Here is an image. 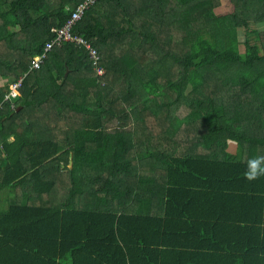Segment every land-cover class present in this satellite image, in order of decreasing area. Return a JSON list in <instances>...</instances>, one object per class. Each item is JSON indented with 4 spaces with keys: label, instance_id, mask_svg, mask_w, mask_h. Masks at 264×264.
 Here are the masks:
<instances>
[{
    "label": "trees",
    "instance_id": "trees-1",
    "mask_svg": "<svg viewBox=\"0 0 264 264\" xmlns=\"http://www.w3.org/2000/svg\"><path fill=\"white\" fill-rule=\"evenodd\" d=\"M82 1L0 0V78L6 81L0 84V192L8 201L0 209V249L7 262L48 264L61 257L79 264L82 257H99L102 264H212L214 258L217 264H264V177L244 179L248 160L264 156V83L254 85L264 77V30L257 26L264 24V0H224L227 12L215 0H95L70 31L90 43L97 58L83 43L67 40L33 67L56 34L52 28L63 26ZM238 29L244 31L242 51ZM20 75L11 106L4 96ZM238 75L249 99L221 96L219 88H231ZM187 94L188 117L201 121L196 137L175 148L154 147L144 134L166 131L169 141L177 135L180 121L170 112ZM49 106L56 119L46 116ZM123 106L142 126V139L106 131ZM62 120H77L79 127H63ZM37 122L43 126H33ZM64 132L72 138L65 140ZM70 153L71 175L80 165L105 163L96 157L108 153L105 179L78 176L92 181L88 197L98 195L95 182L101 181L103 203L70 207L64 190L52 202L54 169L66 165ZM150 155L146 182L162 185L150 196L163 198L164 214L144 208L147 194L139 187V206L124 205L128 172L114 174L122 161L134 163L136 184H145L140 170ZM19 185L23 195L14 197ZM18 199L29 203H14ZM250 207L252 218L244 219ZM210 234L209 242L204 237Z\"/></svg>",
    "mask_w": 264,
    "mask_h": 264
},
{
    "label": "crops",
    "instance_id": "crops-1",
    "mask_svg": "<svg viewBox=\"0 0 264 264\" xmlns=\"http://www.w3.org/2000/svg\"><path fill=\"white\" fill-rule=\"evenodd\" d=\"M57 120L51 121L52 123H50L48 126H52ZM35 121L34 119H32L31 123L33 124ZM25 123V121H24ZM58 124H61V126L63 127H79V121H71V120H62L59 121ZM114 124V125H113ZM113 124H111L110 122L107 123L105 125V129L106 131H111V132H118L124 135L125 139H128L130 137L136 138V139H142V135L143 133L140 132L142 126H137L135 125V122H128L126 124L122 123L121 127L118 125L119 122H114ZM35 127L37 126H43V124L41 123H36L35 125H33ZM60 127V126H59ZM120 127V128H119ZM119 128V129H118ZM81 133V131H80ZM58 134V132L56 133ZM145 138L151 139L153 140L151 134L149 133H145ZM64 138L65 140H70L72 138V136L66 132H64ZM65 147L68 148V144H65ZM228 150L231 153H235L236 152V147L235 149H231L229 146H227ZM244 154H241V157L244 158ZM84 156V155H83ZM129 156V155H128ZM68 160L66 161V165L63 164L62 162L59 164V166H55L58 168V171L56 169H54V174H53V178H54V187L56 188L54 190V192L52 193V197L55 198L56 201H52L53 203L58 202L57 201V197L60 195V192L62 190L65 191V202H68L69 204L67 206H72L74 208H79V207H91L94 204H101L104 201V194H105V186L103 187V185L101 184V181H97L96 183V191H97V196L96 197H88L85 195L86 190H90V188L92 187V181H94V178L96 176L102 177L105 179L106 177V172L108 171L109 166H112V163L109 162V158H108V153H102L99 154V156L97 155V159L99 160L102 159L105 161L104 162H96V164L94 163H90V164H86V165H80V167L77 169V171H75L72 175L69 172V168L72 169L73 167V162H72V154L70 153V155L67 157ZM85 158V157H84ZM123 158H126L125 155L123 156ZM130 158H128L129 160ZM133 162L136 161L135 159H132ZM153 160L154 158L152 157V155H150V157H147L144 159L143 161V168H141L140 173L142 174L141 176H144L145 182H146V178L150 177L152 178V167H153ZM83 164V163H81ZM132 168V170H131ZM84 169H91L92 173H88L83 171ZM126 171L128 172V179H127V186H128V192L125 195V204L127 205L129 208H137L139 206V201L137 200L138 197H136V193L138 190V187L141 189H143L145 191V201H144V208L145 209H151L153 211H155V213L157 214H164V200L163 198L158 195L155 196H150V192H153L155 190V188H160L161 187V191H162V185L160 184V186L153 185V184H148V182H146L145 184L142 185H137L136 184V175L134 172V163L133 164H129L126 161H122V164L120 165V169L117 172H114L116 177H123L126 176ZM133 173V174H132ZM132 174V175H131ZM85 175H89L90 180L93 178L92 181H90L91 183H88L85 181L84 178H78V176H85ZM60 177V178H59ZM165 180L164 178H161V182ZM96 181V180H95ZM101 186V188H100ZM114 187V186H113ZM23 190L24 187L22 185L17 186L16 189H13V196L14 197H21L23 195ZM56 191V194H55ZM156 191V190H155ZM160 191V192H161ZM72 192V196L70 195ZM103 193V194H102ZM149 193V196H148ZM87 194V193H86ZM7 196V192L6 191H1L0 192V209L7 207L8 205V201H5V197ZM117 200H114V202L116 203ZM21 202H27L29 203V201H24L21 199L16 200L14 203H21ZM30 202H34V201H30ZM36 202V201H35ZM232 201L229 200V203H231ZM226 203H224L223 205H225ZM115 206V204H114ZM192 209L193 212L196 213V204L192 205ZM246 211L243 212L242 216L244 219L246 218H252V212H253V207H250L248 209H245ZM237 230L233 232V234H236ZM215 234V233H214ZM214 234H210V236L204 237V239L206 240H211V238L214 236ZM228 236L226 235H220L219 239H226V241H230V239L227 238ZM215 238V236H214ZM241 238V237H239ZM203 239V240H204ZM186 240V239H185ZM232 240V239H231ZM245 241V240H243ZM210 242V241H209ZM196 243L200 244L199 242L196 241ZM198 247V246H197ZM243 247V243L241 242L240 248ZM178 249V248H176ZM198 251H203V250H199ZM242 251V250H241ZM12 253L15 252V254L17 255V249H13V251H11ZM51 254H54V252H50ZM4 249L1 250L0 249V258L3 260V262L1 264H12L11 262H7V257L6 254H4ZM156 253H152V256H155ZM214 263L212 264H217L216 259L214 258ZM53 262H50L48 264H74L70 261V258H64L62 260V258H58L55 257L52 259ZM7 262V263H6ZM34 264H44L41 263L39 260L35 261ZM79 264H102V259H100L99 257L97 258V260H93V257L88 260L86 257H82L81 261ZM107 264V263H106ZM117 264H124L123 261H119ZM198 264V263H196Z\"/></svg>",
    "mask_w": 264,
    "mask_h": 264
},
{
    "label": "rangeland",
    "instance_id": "rangeland-1",
    "mask_svg": "<svg viewBox=\"0 0 264 264\" xmlns=\"http://www.w3.org/2000/svg\"><path fill=\"white\" fill-rule=\"evenodd\" d=\"M53 3H56V0H53ZM215 4H217V6H221L224 12H227L228 10V6L229 4L224 1V0H215ZM258 28L260 30H264V24L261 22L257 24ZM236 37L238 39V46L239 49L242 51L243 50V40H244V31L241 29H238L236 32ZM182 44V43H181ZM183 47V45H181ZM116 50H120L119 47ZM122 51V49H121ZM127 64L131 65L132 64V60L127 57ZM252 78V76L250 75H246V78ZM238 78H241V75H238L237 77H235V81L236 83L234 84V82L231 85V88H227L228 90H224L223 88H219L220 92L219 94H221V96H224L226 99L228 97H235V96H240V97H245L249 99V95H250V91H249V86L248 87H242L241 86V80H238ZM22 79H23V75H20L17 80H21V85H22ZM8 80V79H7ZM238 80V81H237ZM6 81H4L3 79L0 78V84L5 83ZM15 82V81H13ZM12 82V83H13ZM10 83V84H12ZM264 83V77L258 78L254 85L258 88L260 84ZM168 93H170V96H173V92L168 90ZM166 94V93H165ZM192 97L194 96V94H191ZM189 94H187L185 97H182L181 99H179L178 103H176L173 106V110L170 112V119H175V120H179V129H178V133L177 135H175L173 138H170L169 140L165 139V134L167 133L166 131H163L162 134L160 135H154V137L152 136L153 140L151 142H153V146H166V147H176L175 142H179L181 143H190L189 141L194 139L196 137V134L198 132L197 129L200 128V122H196V121H192L190 119H192L191 117H188V114H190V107L191 105L188 104V100L189 97L191 96ZM166 96H168L166 94ZM51 105V104H50ZM46 116L50 119H56L58 117V112L55 108H53L52 106H49L48 110H47V114ZM114 122H119V126L121 127L122 123L126 124L128 122H135L134 121V116L132 114L129 113V109L126 106H123V109L119 112V114L115 115L112 117L110 123L113 124ZM195 122H196V126H195ZM109 123V122H108ZM114 125V124H113ZM119 127V128H120ZM118 128V129H119ZM161 135L163 138H161ZM150 137V136H149ZM148 137V138H149ZM151 146V144H150ZM228 146L232 149H235L236 144L235 142H232L231 140H229L228 142ZM83 171L88 172V173H92L91 169H84ZM54 192V191H53Z\"/></svg>",
    "mask_w": 264,
    "mask_h": 264
},
{
    "label": "built area",
    "instance_id": "built-area-1",
    "mask_svg": "<svg viewBox=\"0 0 264 264\" xmlns=\"http://www.w3.org/2000/svg\"><path fill=\"white\" fill-rule=\"evenodd\" d=\"M94 1L95 0H83L81 3L77 4L76 10L71 13V16L66 20L63 26H61L58 29L52 28V31L55 32L56 34H53L52 38L47 41L43 52L32 60L33 67L39 68L41 66L42 60L46 56L47 51L51 49L54 44H61L62 41H67V40H75L78 43H83L85 48L90 52L89 53L90 57L93 59L97 58L96 51L91 47L90 43L85 41L81 36L73 35L72 31H70L72 24L81 17L83 13V9H85ZM94 69L97 72V74H102L103 72L100 66L94 65ZM20 86H21V80H17L13 82L12 84L9 85V90L4 96L6 100H9L11 102V106L14 105L13 99L16 98V96L19 94Z\"/></svg>",
    "mask_w": 264,
    "mask_h": 264
},
{
    "label": "clouds",
    "instance_id": "clouds-1",
    "mask_svg": "<svg viewBox=\"0 0 264 264\" xmlns=\"http://www.w3.org/2000/svg\"><path fill=\"white\" fill-rule=\"evenodd\" d=\"M261 177H264V156H255L247 162L244 179L251 182Z\"/></svg>",
    "mask_w": 264,
    "mask_h": 264
}]
</instances>
